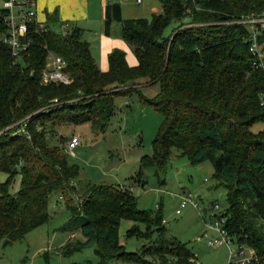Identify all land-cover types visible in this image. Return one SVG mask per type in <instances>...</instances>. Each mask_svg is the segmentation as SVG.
Instances as JSON below:
<instances>
[{
    "label": "trees",
    "instance_id": "obj_1",
    "mask_svg": "<svg viewBox=\"0 0 264 264\" xmlns=\"http://www.w3.org/2000/svg\"><path fill=\"white\" fill-rule=\"evenodd\" d=\"M157 1L161 10L149 18H122L117 2L106 6L105 24L112 18L120 22V35L133 46L136 65L126 63L123 50L113 49L107 70H100L77 26L62 33L47 25L44 31L36 30L30 24L27 35L32 43L15 60L8 47H0V129L28 115L25 129L30 134L27 138L16 133L18 123L0 132V171L7 173L0 182L2 245L46 223L50 194L58 191L69 211L67 223L78 222L82 235V239L67 240L61 246L63 253L94 245L95 264H113L114 260L151 264L144 257L145 245L127 251L119 241L120 221L129 219L157 232L152 237L153 254L164 263L166 254L172 258L168 264H196L186 244L163 236L160 210L138 208L136 196L117 184H88L75 202L70 181L78 173L77 165L45 138L46 126L55 121L89 122L92 129L104 131L115 95L135 92L142 103L162 115L151 140L152 152L140 156L137 173L142 175L148 166L155 172L164 170L173 148L192 164L209 160L212 178L226 191L225 228L264 252V131L250 129L254 122H264V69L252 63L249 31L240 23L183 25L188 0ZM201 1L204 8L193 11L189 21L225 20L264 5V0ZM175 21L165 35L164 29ZM259 41L264 50V33ZM49 52L64 59L69 83L40 81ZM140 78L146 84L157 83L154 95L142 93L136 85ZM54 97L76 100L43 110ZM64 139L61 136L60 141ZM15 174L20 175L19 188L10 192ZM136 223L127 228L126 235L145 231Z\"/></svg>",
    "mask_w": 264,
    "mask_h": 264
},
{
    "label": "rangeland",
    "instance_id": "obj_2",
    "mask_svg": "<svg viewBox=\"0 0 264 264\" xmlns=\"http://www.w3.org/2000/svg\"><path fill=\"white\" fill-rule=\"evenodd\" d=\"M96 1L89 0V3ZM123 1L124 15H128L127 18H149L152 13L150 7L158 8L159 4L157 0H141L139 3H136V0ZM177 23L178 21L171 22L164 29V34L168 35ZM141 89L145 95L152 96L156 93L158 85L153 83L142 86ZM117 100L114 113L104 132L92 129L89 122L74 124L55 121L45 128L48 144L60 146L68 162L77 165L78 173L70 181L74 186L71 194L75 202L80 201L81 194L88 184H117L119 188L136 196L138 208L152 212L160 210L165 229L163 236L175 237L186 244L195 254L196 258L192 257V260L196 264H226V245L210 246L206 243L207 238L214 235V231L203 221V218L207 217V205L210 201L218 202L222 208L227 205L225 187L217 184L212 178L211 162L204 160L192 164L185 155L173 148L164 170L155 172L153 166H148L143 168L142 175H139L137 170L140 156L151 154V140L162 122V115L149 105L140 104L136 93L127 99L130 107L126 103L119 105L125 101L121 97ZM250 129L264 131V122L256 121ZM72 135L78 137V144L74 149L67 150L65 144ZM61 136L65 137L63 141H60ZM6 178L7 173L0 171V182ZM19 181L20 175L15 174L9 186L10 192L19 188ZM180 192H190L197 199L199 213L189 203L182 207L179 213H175L179 198L171 194ZM47 210L49 218L46 223L33 228L21 239L10 244L2 245L0 241V264H95L97 255L94 245L71 253L62 252L61 246L67 240L82 239V235L78 222L67 223L69 211L58 191L51 192ZM134 223L136 222L129 219L120 221L118 238L125 250L137 251L143 244L148 251L144 257L151 264L171 263L170 255L165 254L164 263L159 255L153 254L152 248L156 243L152 237H155L156 231L145 230L144 224L137 222L138 228L145 231L126 235L127 228ZM69 233L72 236L70 238ZM112 263L136 264L123 260H114Z\"/></svg>",
    "mask_w": 264,
    "mask_h": 264
},
{
    "label": "built area",
    "instance_id": "obj_3",
    "mask_svg": "<svg viewBox=\"0 0 264 264\" xmlns=\"http://www.w3.org/2000/svg\"><path fill=\"white\" fill-rule=\"evenodd\" d=\"M137 3L140 0H136ZM204 4L201 0H188L183 7V25H201L210 23H240L244 24L248 29L247 40L249 42V49L253 54V65L260 66L264 69V50L262 49V42L259 41V35L264 33V5L259 10H251L246 13H241L229 19L220 21H207V22H192L189 21L193 11L202 10ZM35 26L36 30L44 31L47 26L42 21L36 19L35 0H2V8L0 9V47H8L10 54L14 60L18 58L26 49L31 45V38L27 35L28 27L30 24ZM65 24H60V32H66ZM65 68L64 59L57 54L48 53L44 66L40 73V81L46 83H69L71 80L70 75ZM74 98H67L59 100L54 97L49 100L47 104L42 106L43 110L49 107L62 103L72 102ZM28 115L10 124L8 127L18 123L19 126L14 130L16 133H24L27 138L30 134L25 129V122ZM5 127L0 129L2 132ZM78 144V137L72 135L69 137L65 144L67 150L74 149ZM179 198L178 207L175 213H179L181 208L191 204L199 213L200 206L198 201L190 193H172ZM207 217L203 218L206 226L214 231V235L207 238L206 243L210 246H218L225 244L227 247L226 264H251L264 262V252L256 251L251 245L244 240H238L234 235L230 234L225 228L224 223L226 216L224 208L216 201H210L207 205ZM198 262V261H197Z\"/></svg>",
    "mask_w": 264,
    "mask_h": 264
},
{
    "label": "crops",
    "instance_id": "obj_4",
    "mask_svg": "<svg viewBox=\"0 0 264 264\" xmlns=\"http://www.w3.org/2000/svg\"><path fill=\"white\" fill-rule=\"evenodd\" d=\"M112 2L119 4L121 17L127 18L128 15H124L123 0H97L96 3L92 4L89 3V0H35L36 19L55 30H59L61 23L65 24L63 28L65 31L76 26L79 27L81 29L80 37L88 42L91 56L100 70H107L108 54L113 49L123 50L126 63L131 66L136 65L137 58L133 53V46L120 35V22L112 18L107 25L105 24L106 6ZM150 10L152 13L159 12L161 10L160 4H158V8L150 7ZM152 84H146L144 78H140L136 85L142 91V86ZM133 93L135 92L115 95L113 113L119 97L125 100L119 105L123 106L126 103L130 107L127 99ZM138 101H140L139 98ZM140 104L144 105L141 101ZM70 235L71 233H69V238L72 237Z\"/></svg>",
    "mask_w": 264,
    "mask_h": 264
}]
</instances>
